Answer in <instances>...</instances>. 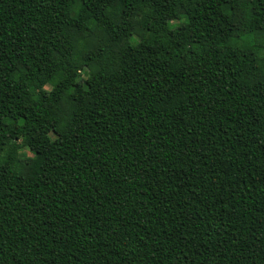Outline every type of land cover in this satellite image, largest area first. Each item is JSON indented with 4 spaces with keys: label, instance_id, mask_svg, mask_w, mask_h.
Instances as JSON below:
<instances>
[{
    "label": "trees",
    "instance_id": "trees-1",
    "mask_svg": "<svg viewBox=\"0 0 264 264\" xmlns=\"http://www.w3.org/2000/svg\"><path fill=\"white\" fill-rule=\"evenodd\" d=\"M0 264H264V0H0Z\"/></svg>",
    "mask_w": 264,
    "mask_h": 264
},
{
    "label": "rangeland",
    "instance_id": "rangeland-1",
    "mask_svg": "<svg viewBox=\"0 0 264 264\" xmlns=\"http://www.w3.org/2000/svg\"><path fill=\"white\" fill-rule=\"evenodd\" d=\"M34 156L35 153L28 146H22L21 149L19 150V159H20L19 165H22L23 162Z\"/></svg>",
    "mask_w": 264,
    "mask_h": 264
}]
</instances>
